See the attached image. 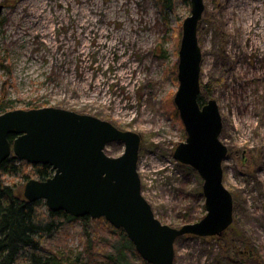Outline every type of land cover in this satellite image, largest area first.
<instances>
[{
  "label": "rangeland",
  "instance_id": "obj_1",
  "mask_svg": "<svg viewBox=\"0 0 264 264\" xmlns=\"http://www.w3.org/2000/svg\"><path fill=\"white\" fill-rule=\"evenodd\" d=\"M172 1L0 0V92L8 89L18 101L8 110L29 109V103L60 107L138 132L142 193L157 218L180 227L201 220L207 209L199 172L174 156L187 138L174 97L183 22L192 6L190 0ZM204 2L200 95L204 104L217 100L222 115L224 184L234 198L231 234L237 235L235 241L230 234L182 235L174 264H248V256L264 264V41L253 42L255 30H245L243 11L253 4L252 12L264 11V0H249L247 7L244 0ZM97 4L104 10L91 11ZM98 29L126 33L116 39L119 52L110 47L111 35ZM124 150L114 141L105 152L117 157ZM25 166L23 174L38 179L33 166ZM1 181L23 191L26 184L22 174H2ZM83 229L77 222L51 237L41 264L52 255L66 264H113L103 238L89 248Z\"/></svg>",
  "mask_w": 264,
  "mask_h": 264
},
{
  "label": "water",
  "instance_id": "obj_2",
  "mask_svg": "<svg viewBox=\"0 0 264 264\" xmlns=\"http://www.w3.org/2000/svg\"><path fill=\"white\" fill-rule=\"evenodd\" d=\"M191 14L183 22L179 50V87L174 102L187 138L175 158L192 166L203 179L206 215L174 227L163 223L142 193L138 171L142 137L91 114L54 106L11 109L0 113V182L2 164L10 156L30 164H49L54 174L30 179L23 194L30 202L44 200L50 210L75 217H105L123 228L140 256L150 264H174L175 242L182 235L222 236L234 221V198L224 184L223 162L228 147L220 139L223 120L217 100L202 104V49L198 27L204 0H190ZM4 5L0 4V13ZM15 135L13 141L10 136ZM119 141L124 152H105Z\"/></svg>",
  "mask_w": 264,
  "mask_h": 264
},
{
  "label": "trees",
  "instance_id": "obj_3",
  "mask_svg": "<svg viewBox=\"0 0 264 264\" xmlns=\"http://www.w3.org/2000/svg\"><path fill=\"white\" fill-rule=\"evenodd\" d=\"M162 2L172 5L173 1L162 0ZM199 101L201 105L204 104L202 95H199ZM16 102H18L16 99L10 98L9 91L5 88L0 92V113L13 108ZM28 107L40 106L29 103ZM15 137L11 135L10 140L13 141ZM25 165H32L40 180L51 177L55 172L49 164L34 165L12 155L3 162L2 174H22L27 183L30 177L28 174H23ZM77 222H80L84 228L89 248L97 239L103 238L101 243L108 247L105 257L113 264H150L143 259L140 263L135 262L141 257L133 242L123 228L115 227L105 217L95 219L90 216L75 217L63 210H50L44 200L30 202L17 185L2 181L0 182V264H41V249H44L45 243L54 241H50L51 237L55 238L56 234L63 232L69 224ZM232 226L233 224L221 237L226 238L230 234L235 241L237 232L231 234ZM248 257L246 259L248 264H259L256 257ZM44 264L66 263H63L58 255H52L45 257Z\"/></svg>",
  "mask_w": 264,
  "mask_h": 264
},
{
  "label": "bare ground",
  "instance_id": "obj_4",
  "mask_svg": "<svg viewBox=\"0 0 264 264\" xmlns=\"http://www.w3.org/2000/svg\"><path fill=\"white\" fill-rule=\"evenodd\" d=\"M243 4L247 7V5L249 4V0H244ZM244 5H243V7H244ZM254 6H255V4L250 6V8L248 7L246 9V11H245V9H243V11L245 12L244 18H245V21H246L245 30H247V33H253L254 30H255L254 35H252V38L254 39L253 42H255V43L260 45L264 41V11L262 10V11H259V12H256V13L252 12V7H254ZM144 7H145V3L143 2L141 4V9H144ZM97 9L101 10V11L104 10L103 7H101L100 5L97 4L96 6H94V8L91 9V11H96ZM257 20L260 21L261 24L259 26H255V29H254L253 28L254 22L257 21ZM97 32L100 33V34L111 35L112 41L110 42V47L116 48L117 49L116 51L119 52V50H118L119 41H117L116 39H121L122 38L121 35H125L126 34L125 32H123L122 34L121 33L116 34L110 29H105V30L98 29ZM258 33L260 34L259 37L256 36ZM117 35L119 37H117ZM128 36H129V39H132V36H130V35H128ZM262 50H264V45L263 44H262ZM118 76H120V78H125L126 73L125 72H122V73L119 72Z\"/></svg>",
  "mask_w": 264,
  "mask_h": 264
},
{
  "label": "flooded vegetation",
  "instance_id": "obj_5",
  "mask_svg": "<svg viewBox=\"0 0 264 264\" xmlns=\"http://www.w3.org/2000/svg\"><path fill=\"white\" fill-rule=\"evenodd\" d=\"M201 87H202V84H201ZM233 223H234V221H233Z\"/></svg>",
  "mask_w": 264,
  "mask_h": 264
}]
</instances>
